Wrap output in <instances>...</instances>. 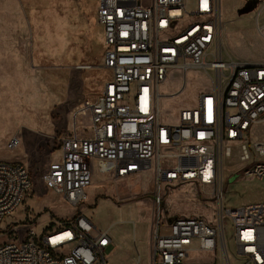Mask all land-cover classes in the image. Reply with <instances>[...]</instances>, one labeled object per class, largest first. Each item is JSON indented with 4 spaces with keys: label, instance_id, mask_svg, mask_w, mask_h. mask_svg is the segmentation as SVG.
<instances>
[{
    "label": "built area",
    "instance_id": "built-area-1",
    "mask_svg": "<svg viewBox=\"0 0 264 264\" xmlns=\"http://www.w3.org/2000/svg\"><path fill=\"white\" fill-rule=\"evenodd\" d=\"M260 16L256 30L264 38ZM96 19L110 77L74 112L72 130L60 138V157L43 175L46 188L79 207L98 175L122 181L152 173L150 259L139 255L134 264H233L231 240L239 264H264V202L227 206L224 180V160L235 148L240 162L251 163L243 175L264 179V140L253 139L264 123V61L226 55L221 0H99ZM174 71L183 76L182 86L161 93ZM191 71L201 72L210 88L181 108L175 122L166 121L161 100L177 98ZM20 143L14 137L8 148ZM184 184L213 200V221L165 214V189ZM32 187L23 163L0 161V226ZM112 245L107 231L79 215L40 233L29 228L23 238L0 245V264H111Z\"/></svg>",
    "mask_w": 264,
    "mask_h": 264
},
{
    "label": "rangeland",
    "instance_id": "rangeland-1",
    "mask_svg": "<svg viewBox=\"0 0 264 264\" xmlns=\"http://www.w3.org/2000/svg\"><path fill=\"white\" fill-rule=\"evenodd\" d=\"M98 4L99 0H0V161L23 163L33 178L24 203L0 226V245L23 238L29 228L40 233L49 225L86 215L113 238L108 249L111 264H134L139 254L148 262L156 220L152 173L122 181L98 175L88 188L89 199L79 207L68 205L43 183L49 164L60 157V138L72 130L77 107L100 94L110 77L102 67L105 46L96 19ZM221 4L226 55L264 61V38L256 30L258 15L264 20V0ZM182 82L183 76L174 71L160 92L176 93ZM210 85L201 72H189L185 90L177 98L161 100L162 116L175 122L178 111L194 105ZM14 137L21 143L10 150ZM253 139L264 140V123L256 127ZM250 164L239 161L237 148L225 158L227 206L264 202V179L241 172ZM165 190L162 209L167 216L213 221L214 202L199 187L184 184ZM229 249L233 264H239L232 240Z\"/></svg>",
    "mask_w": 264,
    "mask_h": 264
},
{
    "label": "crops",
    "instance_id": "crops-1",
    "mask_svg": "<svg viewBox=\"0 0 264 264\" xmlns=\"http://www.w3.org/2000/svg\"><path fill=\"white\" fill-rule=\"evenodd\" d=\"M101 28H102V27H101ZM102 32H103V30H102ZM103 39H104V36H103ZM106 81H107V80H106ZM106 81H105V82H106ZM105 82H104V84H105ZM104 84L102 85V88H101V89H103ZM101 91H102V90H101ZM110 247H111V246H110ZM110 247H109V248H110ZM109 248H108V249H109Z\"/></svg>",
    "mask_w": 264,
    "mask_h": 264
},
{
    "label": "bare ground",
    "instance_id": "bare-ground-1",
    "mask_svg": "<svg viewBox=\"0 0 264 264\" xmlns=\"http://www.w3.org/2000/svg\"><path fill=\"white\" fill-rule=\"evenodd\" d=\"M222 15H223V12H222ZM185 87H186V86H185ZM185 87H184L183 91L185 90ZM183 91H182V92H183ZM139 255H140V254H139Z\"/></svg>",
    "mask_w": 264,
    "mask_h": 264
}]
</instances>
